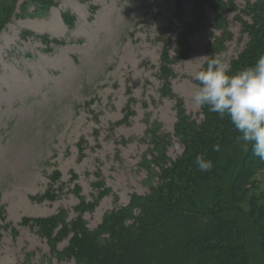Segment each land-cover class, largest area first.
<instances>
[{
	"label": "rangeland",
	"instance_id": "rangeland-1",
	"mask_svg": "<svg viewBox=\"0 0 264 264\" xmlns=\"http://www.w3.org/2000/svg\"><path fill=\"white\" fill-rule=\"evenodd\" d=\"M55 1L0 0V264H104L81 249L83 226L170 190L211 205L210 217L236 215L243 264H264V162L252 144L232 135L240 147L220 150L219 178L194 185L177 169L204 118L195 74L217 54L232 65L255 44L244 68L264 55V0Z\"/></svg>",
	"mask_w": 264,
	"mask_h": 264
},
{
	"label": "trees",
	"instance_id": "trees-1",
	"mask_svg": "<svg viewBox=\"0 0 264 264\" xmlns=\"http://www.w3.org/2000/svg\"><path fill=\"white\" fill-rule=\"evenodd\" d=\"M43 4L48 8L56 6L57 2L44 0ZM63 18L72 25L74 19L68 14L64 13ZM254 46L248 47L247 54L232 63V72L242 70L249 58L256 57ZM202 112L204 118L199 129L187 137L188 144L192 143L189 159L177 164V169L183 171L186 179L191 177L189 180L194 185L208 173L221 177L220 150L236 151L234 149L240 147L232 136L238 131L227 115L220 118L207 106L202 107ZM220 131L230 139L218 140L216 135ZM214 145H219L220 150L214 151ZM198 155L212 161L210 171L199 170L195 163ZM248 175L249 171L245 172L241 180H246ZM189 193L178 198H172L171 190L151 196L133 195L128 205L116 206L106 213L97 229L84 225L78 234V243L85 255L100 259L104 264H243L249 253L241 239L242 229L236 215L218 212L210 217L207 214L212 206L197 207L189 203ZM214 199L215 204L222 203L221 187L215 190ZM219 207L220 210L223 204ZM234 209L231 206L230 211ZM166 219L171 221L167 223ZM79 220L82 221L81 215Z\"/></svg>",
	"mask_w": 264,
	"mask_h": 264
},
{
	"label": "clouds",
	"instance_id": "clouds-1",
	"mask_svg": "<svg viewBox=\"0 0 264 264\" xmlns=\"http://www.w3.org/2000/svg\"><path fill=\"white\" fill-rule=\"evenodd\" d=\"M231 68L220 54L208 59L206 67L194 76L199 85L191 99L220 118L227 115L240 133L237 139L251 143L253 155L264 161V55L242 70L232 72ZM213 150L219 151V145ZM195 163L202 172L213 167L203 155H198Z\"/></svg>",
	"mask_w": 264,
	"mask_h": 264
},
{
	"label": "bare ground",
	"instance_id": "bare-ground-1",
	"mask_svg": "<svg viewBox=\"0 0 264 264\" xmlns=\"http://www.w3.org/2000/svg\"><path fill=\"white\" fill-rule=\"evenodd\" d=\"M63 60V59H62Z\"/></svg>",
	"mask_w": 264,
	"mask_h": 264
}]
</instances>
